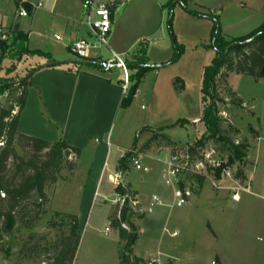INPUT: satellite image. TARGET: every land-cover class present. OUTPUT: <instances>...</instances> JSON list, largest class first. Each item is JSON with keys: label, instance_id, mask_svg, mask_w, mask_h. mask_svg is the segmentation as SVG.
<instances>
[{"label": "rangeland", "instance_id": "rangeland-1", "mask_svg": "<svg viewBox=\"0 0 264 264\" xmlns=\"http://www.w3.org/2000/svg\"><path fill=\"white\" fill-rule=\"evenodd\" d=\"M28 1L33 4L39 2V0ZM41 1L44 3V8L37 9L28 17L17 18L15 17L16 8L19 7L17 1L0 0V25L12 30V26L20 23L19 28L28 34L26 42L18 41L13 44L9 41L6 48H0V82L14 83L12 87L6 89L3 99L0 100V104L7 108H11L16 101L18 95L16 88L19 86V81L29 76L34 69L45 65L50 57L61 62L55 68L66 70L82 68L88 71L94 68L76 62L75 60L80 58H77L65 46L66 40L63 38L62 41H57L53 37L55 34L64 36L62 29L51 23L54 14L62 12L67 4L78 6L80 10L81 0H58L55 3L52 0ZM97 1L110 2V0ZM155 1L160 2V7L149 9V7L153 8ZM169 1L124 0L119 4V9L114 16L118 26L117 40L125 47H130L136 37V30H127L129 24L138 26L149 17L152 21L151 30L155 32L149 35L142 34L140 36L142 38L130 48V51L125 53H121L113 46L109 38V45L119 52V56L126 64L129 59H135L149 66L141 83L142 93L128 107L119 109L109 138L95 134L90 139L89 148L84 150L79 158L75 156L68 158V164L59 174L57 181L46 186L47 201L43 206L46 213L31 228H25L18 222L14 231L4 236L2 248H9L10 253L7 256L0 248V264H51L60 239L64 234H68L70 229L68 221H61V217L63 214L77 215L79 201L81 205L83 199L86 216L82 222L81 239L73 264H120L119 234L110 222L111 214L115 210L118 212L115 201L116 190L113 185L106 182L97 190L94 199H91V195L87 197L89 190L85 182L89 175L87 166L90 150L99 145L109 144L106 163L108 169L111 170L119 155L131 149L136 140L140 143L146 133L165 129L164 136L181 142L192 140L195 135H199L200 128L203 127L201 120L197 126L187 123L174 127L172 124L179 118L193 119L201 118L203 115L202 106H205L201 95L203 74L205 67L211 64L217 54L211 42L214 27L213 14L217 15L221 32L226 38L235 37L228 34L231 32L236 33V36H241L253 31L264 21V14L263 19L258 20L259 12L262 14L264 10V0H189L188 8H184L177 2L171 12L172 31L175 36V41H173L168 28L171 11ZM52 5L55 10L54 14L50 12ZM219 9H222L221 13L218 12ZM253 10L258 12L255 14V20L244 22L243 17L251 15ZM193 12L208 14L203 18L207 21H201ZM35 14L44 17L42 20L38 19L33 22L36 18ZM86 20L85 13L80 14L79 21L85 24ZM226 25L231 32L226 33ZM98 53L101 60L113 58L111 50L106 47H100ZM108 72L123 81L125 79L123 70L117 66L112 67ZM128 73L132 74V71L128 70ZM224 73L226 72L218 76V92L224 99V103L218 105V116L223 120L224 130H227L235 142H242L246 139L250 142L257 131L264 138V80H255L251 76L234 72L230 73L226 80ZM178 78L183 82H178L179 89H176L175 81ZM227 84L232 89L231 92H227ZM179 91L182 93L181 96H177ZM43 113L46 115L45 111ZM46 118L50 120L47 115ZM146 127L152 130H146ZM14 146L18 154H24L19 142H15ZM260 146H264V141ZM168 147L169 154L164 152L156 154L154 159L147 162L150 168L149 173L145 174L135 168L128 173L127 179L139 186L144 203H146L145 216L139 221L142 231L134 245L135 250L142 255L149 253L157 255L159 252L158 258L162 262L171 258L175 259L177 264H220L219 261L223 264H250L252 258H258L264 250V234L255 228L256 233L250 232V236L241 239L240 234L237 233L241 229L244 231L251 227V221L253 224L257 220L261 222L262 213H244L245 210L239 209L240 205L229 200L227 205L233 213L230 220L225 223L228 225L225 227L226 236L224 240L215 244L210 237L208 223L210 218L206 214L211 202L206 201L205 205L199 209L189 204L182 207L176 204L173 187L176 180L174 179L172 184L166 181L168 162L174 154V148ZM158 148L159 146L153 150L154 153L158 151ZM220 148V142L211 140L201 155L204 159L205 153L214 149L217 152L215 158L218 156L217 159L227 161L228 152H222ZM176 150L177 153L184 154L187 146L177 147ZM255 152L254 146L247 152L250 159L246 162V169L249 172L255 169ZM135 155L134 153L133 158ZM133 158L129 166L133 165ZM231 168L232 174L236 176L238 163L233 164ZM206 172L208 173L206 175L215 177L214 171ZM195 176H189L194 181L190 189L198 187ZM214 180V186L219 185V182ZM226 180L230 186H236L233 182ZM209 184L211 183L208 182L207 186ZM231 194L233 195V192ZM154 195L162 200L161 205L150 206ZM85 196L86 198H83ZM33 200L40 202L36 194L33 195L31 202ZM213 205L218 207L219 201L215 200ZM151 207L153 211L150 210ZM56 213L62 215L57 216ZM213 214H217L216 210ZM51 220H56L60 227H50ZM106 228L110 229L107 235H105ZM175 231L178 234L173 236L172 233Z\"/></svg>", "mask_w": 264, "mask_h": 264}, {"label": "crops", "instance_id": "crops-1", "mask_svg": "<svg viewBox=\"0 0 264 264\" xmlns=\"http://www.w3.org/2000/svg\"><path fill=\"white\" fill-rule=\"evenodd\" d=\"M16 1L19 7L20 6L26 7V4H33L30 3L28 0H16ZM111 1L112 0H110V2ZM188 1L189 0H187V2ZM82 3L83 0H81L80 10L78 6H74L71 4L65 5L63 11L58 14L55 13L53 7L54 4L52 5V8L50 10L52 14L55 13L54 16L52 17L51 23L59 26L62 29L64 36L61 35L60 36L64 38V40H66L64 44L68 49H69L68 46L71 42L80 38H87L90 35V27L88 26L87 22L84 24L83 22L79 21L80 14L81 15L84 14ZM155 5L153 6V8L149 7V9H154V7L155 8L160 7V2L155 1ZM148 6L151 5L148 4ZM19 7L16 8L15 17L22 18L17 16ZM117 9H119V7ZM117 9L114 11L112 16V30L109 38L113 46H115L118 50H120L121 53L130 51V48L142 38L140 37L142 36V34L149 35L150 33L151 34L155 33L151 30L152 21L151 18L149 17L145 18L143 23L142 24L139 23L138 26L133 24H131L130 26L129 24L127 30H136L135 32L136 37L134 38L133 41L134 43L130 47H125L122 43H120L117 40L118 26L115 23V17H114L115 12H117ZM218 12L221 13L222 9H219ZM263 12L264 10L262 11V14H260L259 12V17H258L259 21L263 19V14H264ZM32 13H34V11H32ZM255 14H258V12L253 10L251 15L243 17L242 20L244 22H252L253 19L255 20L254 18ZM35 15L36 18L34 19L33 22L37 21L38 19L42 20V18L44 17L43 15H38V14ZM198 18L201 21L202 20L207 21L206 19H203L204 17H198ZM19 24L20 23L17 24L18 28H19ZM15 27L16 26L14 27L12 26V28ZM19 30L25 32L20 28ZM229 30H230L229 27L226 25L225 26V31H227L226 33L231 32ZM250 32L243 35H247ZM228 34L238 37L235 35L236 33L231 32ZM108 49L119 54V52L111 48V45L110 48ZM97 59L99 61H102L100 57ZM52 60L58 61L54 57L48 58L47 63H45V65L43 66L41 65L42 67H39V69H37L33 73L32 77L29 80L30 85L27 91L26 104L20 115L18 130L23 134L38 137L50 142L58 141L63 138V140L66 141L69 145L81 149V155H82L83 151L84 150L86 151V149L89 148L90 139L92 138L93 135L101 134L106 136V138H109L110 130L112 129L113 122L118 114L119 109L121 108L122 99L127 94L131 82H129L128 89L127 91H125L124 81L112 76V74L108 72L110 71L111 68L102 69V68L94 67V68H90L91 71L84 70L82 68L80 69L77 68V70L79 69L78 71L69 72L65 68H55L50 66L49 64L51 63ZM133 62H135V59H129L127 64H131ZM128 70L129 72L132 71L133 73V70H131L129 66H128ZM130 75L131 74H129V79H130ZM156 83H158V80L156 81ZM141 93H142V88L140 85L133 100L139 97ZM181 95L182 93L180 91L177 92V96H181ZM2 99H3V94L0 95V100ZM44 111L50 120L46 118V115L43 113ZM180 120L183 121L180 123ZM200 120H201L200 117H195L193 119L184 117L177 119V121L172 125L176 127L180 125H185L187 123H191L197 126ZM145 129L152 130V128H148V127H146ZM203 130H204L203 127L200 128V132H202ZM164 131L165 129L159 132L153 131L150 133H146L145 138L140 143L138 140H136L134 146L131 149H129L125 153L122 152L119 155L116 162L112 166L111 170L108 169V165L106 163V158L108 156L110 145L109 144H107V146L99 145L91 149L90 156H88L89 161L87 166L89 169V175L85 182V185L86 187H88L89 190V195H87V197L91 195V199L92 198L94 199L96 197L97 190L102 186H104L106 182L113 185L109 180V175L116 171H122L119 169V163L120 160L127 154V152H132L133 154L135 153L136 154L135 158L140 157L141 162L148 168L149 165L147 162L151 159H154V156L156 154H160L163 152L169 154L170 149L167 146V144H165L166 141L164 139L157 137V135L159 134L163 135ZM197 135H195L192 140L185 142H181L180 140L170 138L166 135L165 137L168 140L172 141L176 145V147H184V146L192 145L193 142H195L196 139L198 138L199 135L198 136ZM256 138H260V139L258 140ZM263 141L264 138L260 135L259 131H257V134L254 136V138L250 139L251 144H249L250 142H248L249 148L254 146L256 150L254 157L255 169L251 172H249L246 169V162L250 159L247 153L243 168L245 179L244 180H241L239 178L238 179L244 186H248L249 188L248 190H242L240 192L239 201L236 202L232 199L231 192H233L234 194V189H233L235 187L234 185L230 186L229 183H226L227 180L225 179L224 181H221L220 187H216L213 184V179L219 182L221 177L217 178V177H212L211 175H205V181L202 184L198 183V187L196 188L193 187L191 189L190 195L186 197L187 203L182 205L184 206L189 204L199 209L201 208V206L205 205L206 201L207 203L211 202L206 214L210 218L208 220L209 229H210L209 231L211 233L210 237L215 244H218V242H220V240L222 239L224 240L226 236L225 227H227L228 225H225V223L228 220H230V217L233 213L230 211L231 209L230 206L227 205L229 200L233 201L237 205H240L239 209L245 210L244 213L247 214L262 213L263 216L261 222L260 220H257L255 224H253L251 221L250 224L251 227L244 229V231L243 229H241V231L237 233L240 234L241 239H244L246 236H250V232L256 233L254 231L255 228L258 230V232L264 234V146L262 147L260 146V144ZM155 146L156 147L159 146V148L158 151L154 153L153 150L156 148ZM134 168L135 167L132 165L129 166L128 170L122 172L124 174V179L128 184L129 190L131 192V196L137 199V201L139 202V208L141 209V211L144 212V216H145L146 203H144V198L142 197V193L139 189V186L133 183L131 180L127 179L128 173ZM261 170L263 171L261 172ZM149 172H150V168H149ZM149 172H146L145 174ZM208 182L211 184L207 186ZM181 183H183L182 184L183 188L189 189L192 183H194V181L193 178L191 179L190 177H187L184 180H176V184H174L176 186L173 185V187H174V198L176 199L177 202L179 200V191H180ZM114 187L116 190L117 187L116 186ZM242 192L244 195L242 194ZM154 197L157 196L154 195ZM83 198H86V196ZM215 200L219 201L218 207H215L213 205V202ZM80 203L81 202L79 201V204ZM84 203L85 201L83 199L82 204L81 205L78 204L76 211L78 216V222L81 227H82V222L86 216V209H83ZM154 204H158V203H154L152 200L150 206H153ZM182 206H178V207H182ZM150 210L153 211V208L151 207ZM214 210H216L217 212V214L215 215L213 214ZM143 218L136 220V224L140 229V233L142 231L141 230L142 227L139 224V221L142 220ZM219 218L221 222L219 221ZM177 234H178L177 231L172 233L173 236H176ZM133 253L138 257L152 258L154 260L161 261L160 258H158L160 255L159 252H157V255H155L154 253L142 255L138 253L134 247ZM169 260H175V259L169 258L167 261ZM219 263L223 264L221 261H219ZM250 264H264V250L258 258H252Z\"/></svg>", "mask_w": 264, "mask_h": 264}, {"label": "trees", "instance_id": "trees-1", "mask_svg": "<svg viewBox=\"0 0 264 264\" xmlns=\"http://www.w3.org/2000/svg\"><path fill=\"white\" fill-rule=\"evenodd\" d=\"M123 1L117 0L112 6V10L115 11ZM177 2L184 8H188L187 0H170L168 3L169 9H171L169 12L168 28L173 41H175V36L172 31L171 12L172 7ZM26 7L29 13H32L33 7L31 4H26ZM193 13L198 17L208 15L201 12ZM209 16L211 17V15ZM213 16L214 27L211 42L217 54L211 64L205 67L202 79L201 95L203 102H205V110L203 111L201 121L204 130L199 133L194 144L187 146L186 152L191 156V161L195 162L203 159L201 152L211 140L220 142L221 151L228 152V159L224 166H232L238 163L236 177L244 180L243 167L249 145L247 140L236 144L227 130H224L223 120L218 116V105L224 103V99L218 92V76L226 72L223 75L227 80L229 74L234 72L251 76L255 80H264V21L247 35L226 38L221 32L217 15L213 14ZM27 40L28 34L19 30L16 26L12 28V36L9 40H0V48H6L9 41L15 44L18 41L26 42ZM93 61L99 60L93 59ZM60 64L61 62L52 60L49 65L56 67ZM81 64L104 69L103 66L93 62ZM126 65L127 68L129 66L133 70V73L130 75L131 85L127 94L122 99V108L128 107L132 103L143 81V76L149 69L148 65H143V63L137 61ZM36 70L34 69L29 76L19 81V86L16 88L18 95L11 108L0 104V142L3 141L4 143L3 146H0V248L7 256L10 253V249L2 248L4 236L11 234L18 222L21 226L29 229L37 220L41 219L46 213L43 208L47 201L46 186L49 183L57 181L59 174L66 168L70 156L79 158L81 154V150L78 147L69 145L63 139L50 142L19 132L20 115L26 104L27 91L30 85L29 80ZM78 70L74 68L67 69L69 72ZM178 82H183V80L178 78L175 81L176 89H179ZM12 84L14 83L0 82V95ZM226 90L227 92L232 91L228 84L226 85ZM15 108H17V112L13 114ZM182 121L180 120V123ZM157 137L164 139L168 146L174 148L173 153H177V147L172 141L162 134L157 135ZM15 142H19L24 151L23 155L18 154L16 151ZM133 156L132 152H127L120 160L119 169L122 171L128 170ZM213 175L220 178L221 168L216 169ZM195 177L199 184L205 181V175H197ZM182 184L181 188H183ZM116 191L119 195L126 193V190L122 187H117ZM34 194L37 195L40 202L37 200L31 202ZM117 208H119L118 204ZM56 215L61 216L62 214L56 213ZM143 217L144 212L140 208L133 210L128 202L124 204L119 215L117 210H115L110 216L111 225L119 234L120 264H147L144 258L138 257L133 253L134 245L140 237V229L135 223V219ZM61 218L63 222L68 221L70 229L68 230V234H64L60 239L51 264H73L81 239L82 227L78 223V216L76 214H63ZM123 224H126L128 229L123 227ZM49 225L52 228L60 227V224L56 220H51Z\"/></svg>", "mask_w": 264, "mask_h": 264}, {"label": "built area", "instance_id": "built-area-1", "mask_svg": "<svg viewBox=\"0 0 264 264\" xmlns=\"http://www.w3.org/2000/svg\"><path fill=\"white\" fill-rule=\"evenodd\" d=\"M54 3L58 0H52ZM117 0H112L109 3H100L97 0H83L82 7L87 18L86 22L90 27V35L87 38L77 39L69 44V50L77 56V58L84 60H93L99 58L98 50L100 47L110 48L109 45V36L112 30V16L114 11L112 10V6L116 3ZM33 7V11L43 8L44 3L39 1L38 3L31 4ZM29 11L25 6H20L17 12L19 17H28ZM12 36V30L8 29L4 26L0 25V40H9ZM54 39L57 41H62L63 38L59 34L54 35ZM112 51V50H111ZM113 58L110 60L102 61L106 62L109 68L119 67L124 71L125 80H124V89L127 91L128 85L130 82L128 69L126 63L119 56V54L112 51ZM202 109L205 110V106H202ZM17 110L13 111L15 114ZM258 140L260 138H257ZM236 144L240 142L236 141ZM3 141L0 142V146H3ZM217 152L212 149L209 152H206L203 160L191 161V156L186 152L184 154L175 153L171 156L170 161L168 162V172L166 176L167 183H172L175 180L186 179L189 176L195 175H206L208 174L206 171H215L216 169L221 168V178L219 180V185H215L216 187H220L221 181L228 179L229 181L236 184L234 189V194L232 195V199L234 201L240 200V192L242 190H248V186H244L240 180L232 174L231 166H224L227 161L223 159L215 158V154ZM133 166L138 171H142L144 173L149 172V168L145 166L141 162V158H133ZM206 172V173H205ZM110 182L116 187H122L126 190V193L123 195H117L116 203L118 204V215L124 206L125 203H129L133 210L139 209V202L137 199L131 196L130 190L128 188V184L124 179V174L122 171H116L109 175ZM191 189H185L180 187L179 191V200L177 202V206H182L187 203L186 197L190 195ZM4 196V194H2ZM154 203L162 204V201L158 197L153 198ZM123 227L128 229L126 224H123ZM110 231L109 228H106L105 235ZM147 264H177L175 260H169L166 262H161L159 260H154L152 258H144Z\"/></svg>", "mask_w": 264, "mask_h": 264}, {"label": "water", "instance_id": "water-1", "mask_svg": "<svg viewBox=\"0 0 264 264\" xmlns=\"http://www.w3.org/2000/svg\"><path fill=\"white\" fill-rule=\"evenodd\" d=\"M76 62H79V63H87V62H93V63H96L100 66H103L104 68H109L108 64L104 61H93V60H84V59H77L75 60Z\"/></svg>", "mask_w": 264, "mask_h": 264}]
</instances>
